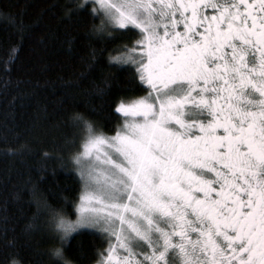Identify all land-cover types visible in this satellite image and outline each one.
Listing matches in <instances>:
<instances>
[{
    "label": "snow or ice",
    "instance_id": "snow-or-ice-1",
    "mask_svg": "<svg viewBox=\"0 0 264 264\" xmlns=\"http://www.w3.org/2000/svg\"><path fill=\"white\" fill-rule=\"evenodd\" d=\"M64 15L87 18L89 60L108 51L129 94L114 129L95 106L71 115L56 159L88 186L75 219L37 200V264H77L66 245L84 230L107 245L95 264H264V0H69Z\"/></svg>",
    "mask_w": 264,
    "mask_h": 264
},
{
    "label": "trees",
    "instance_id": "trees-1",
    "mask_svg": "<svg viewBox=\"0 0 264 264\" xmlns=\"http://www.w3.org/2000/svg\"><path fill=\"white\" fill-rule=\"evenodd\" d=\"M68 3L0 0V12L25 26L20 31L0 15V264L17 254L29 264L40 259L35 250L46 247L47 235L26 231L35 222L37 200L56 208L63 205L75 219L83 181L78 171L61 168L56 159L69 157L60 149L72 131L71 115L95 106L100 110L92 112V118L114 129L116 119H107L109 104L129 94L126 74L109 67L108 51L89 60L87 18L66 17ZM135 38L125 33L123 42ZM120 43H111L108 49ZM13 47L14 60L5 63ZM104 81L109 87L101 97L97 90ZM104 246L99 236L84 230L79 236L73 234L66 248L77 264H94L96 249Z\"/></svg>",
    "mask_w": 264,
    "mask_h": 264
},
{
    "label": "rangeland",
    "instance_id": "rangeland-1",
    "mask_svg": "<svg viewBox=\"0 0 264 264\" xmlns=\"http://www.w3.org/2000/svg\"><path fill=\"white\" fill-rule=\"evenodd\" d=\"M87 186H88L87 185V181H83V189H82V192L87 188ZM82 192H81V194H82ZM78 204H79V201H78ZM106 247H107V245L105 244L104 248H106Z\"/></svg>",
    "mask_w": 264,
    "mask_h": 264
}]
</instances>
